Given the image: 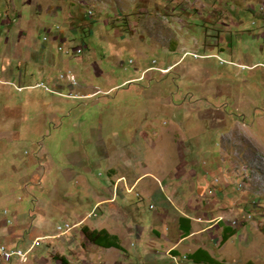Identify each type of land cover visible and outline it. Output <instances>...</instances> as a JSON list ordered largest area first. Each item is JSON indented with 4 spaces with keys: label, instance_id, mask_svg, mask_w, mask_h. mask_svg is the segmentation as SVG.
Returning <instances> with one entry per match:
<instances>
[{
    "label": "rangeland",
    "instance_id": "374dc122",
    "mask_svg": "<svg viewBox=\"0 0 264 264\" xmlns=\"http://www.w3.org/2000/svg\"><path fill=\"white\" fill-rule=\"evenodd\" d=\"M16 3L0 14V245L30 251L18 264H197L142 254L180 209L192 234L249 213L213 255L264 264V0ZM98 200L115 231L120 215L142 228L127 250L84 233L112 228Z\"/></svg>",
    "mask_w": 264,
    "mask_h": 264
},
{
    "label": "crops",
    "instance_id": "0c3cea01",
    "mask_svg": "<svg viewBox=\"0 0 264 264\" xmlns=\"http://www.w3.org/2000/svg\"><path fill=\"white\" fill-rule=\"evenodd\" d=\"M15 1H20L22 6H23V4L31 3L32 5H35L36 7L40 6L42 8V3H40V2H42L43 0H0V14L4 15L6 12V10L2 8L3 5H6L8 8H11V7L15 8L18 4V3L15 4ZM51 6L54 7V5H52V3H51ZM46 11H48V10H46ZM19 15H20V12H19ZM114 186H115V183H114ZM112 201L113 200L103 202L102 200H98L95 203V205L93 206V209L90 212L91 215L93 214L94 216H96V214H97V216L102 217L101 222H99L98 224L101 223V224L112 227L113 224L115 223V221H114V215L115 214L114 213L117 214V210H116V212L113 211L114 205H111ZM101 202H103V203H101ZM104 203H109V206L101 207L102 204H104ZM98 210H100L99 213H98ZM197 212H199V211H197ZM165 213L168 215H166ZM193 213L194 214L196 213L195 210H193ZM208 213L209 212H206V214H208ZM160 217H164V219L167 220L170 217V213L169 212L158 213L156 215V219H159ZM175 217H176V221H177L176 224L170 226L169 228L167 226L165 231L163 230L164 228H162V229L159 227L153 228L154 236H151L152 237L151 240H148L149 245L146 249L143 250V253H142V254H144V256L155 257L156 253L160 252L163 255H165L167 257H173L174 259L179 258L181 256L185 258L189 254L194 253L196 250L202 249V251H200L198 253L200 256L199 259L201 261H206V260L209 261L213 258L217 259V257L215 255H213L214 251L212 249L214 248V249H217L218 251L224 253V251L227 250V242L234 235V234H232V232H230V230L235 231V229L231 228L230 225L224 226L225 224H223V222L217 221L219 218L218 216H216V217L204 216L203 218L206 221H208V223H212V224H208L205 226H199L200 227L199 231L197 233H194V234H192L193 225H194L196 220L200 219V217L197 218V216L190 215V214L182 211L181 209L179 211V214ZM129 221H131L129 217L125 216V218H124L123 216L120 215L117 218V223L119 225H121L122 227L118 226L116 231H115V227H112V228L102 227L100 229H96L97 227H93L94 229H92V230H101V229L107 230L109 233L107 235V242L119 244L120 249L127 250V249H124V247L121 243L122 237L120 234L124 235V237H127V239H123L122 242L128 240V241L132 242V245H134L132 237H134L136 235V231H138V228H140V230H142V228L140 227L139 224H134L132 222H131V224H129L128 223ZM221 227L223 228L222 235H220V233H219ZM188 228H190V231L188 230ZM122 229H124V231H122ZM140 230H139V232H140ZM197 234H201L202 239L204 238L203 236H205V238L206 237L207 238L204 241V244L202 246H199V247H197V249L195 251L188 253V251L184 250L188 244L185 246H182V245L187 240L189 241L190 237L197 235ZM139 235H141V234L139 233ZM217 237H220L221 241H219L217 239ZM155 238H157V239H155ZM158 240H163V242L160 243ZM167 244H169V245H167ZM99 247L102 249L103 248L109 249V248H112L114 246H111V247L99 246ZM157 247H159L160 250H158ZM114 248H116V247H114ZM182 249L184 250V252ZM141 252H142V250H141ZM220 261H224V260L220 259ZM197 264H206V263L202 262V263H197Z\"/></svg>",
    "mask_w": 264,
    "mask_h": 264
},
{
    "label": "built area",
    "instance_id": "2783aa9c",
    "mask_svg": "<svg viewBox=\"0 0 264 264\" xmlns=\"http://www.w3.org/2000/svg\"><path fill=\"white\" fill-rule=\"evenodd\" d=\"M91 12V11H90ZM79 49L77 52H80ZM6 212V211H5ZM251 217L250 214H247L242 220L246 221ZM220 219H223V217H220ZM235 220H241L240 218H234ZM70 225L66 223L65 225H59L57 227L59 233H67ZM40 239H35L33 241L32 247H36L41 245ZM30 251L28 249H23L21 247H15V248H7L4 245H0V261H2L4 264H18V259H23L27 257V254Z\"/></svg>",
    "mask_w": 264,
    "mask_h": 264
},
{
    "label": "trees",
    "instance_id": "16d2710c",
    "mask_svg": "<svg viewBox=\"0 0 264 264\" xmlns=\"http://www.w3.org/2000/svg\"><path fill=\"white\" fill-rule=\"evenodd\" d=\"M83 230L84 233L87 235V237L95 244L99 245V246H104V247H120L119 244H114V243H110L107 242V235L109 234L107 230L105 229H101V230H91L89 229L88 226H83ZM188 230L190 231V228H188ZM232 234H234L235 231H231ZM190 233V232H189ZM188 233V234H189ZM202 251V249H198L196 250L194 253H191L188 255V258H190V260H192L195 263H206V264H227L225 261H220L218 259H211V260H206V261H201L199 259V252Z\"/></svg>",
    "mask_w": 264,
    "mask_h": 264
},
{
    "label": "clouds",
    "instance_id": "9594fccd",
    "mask_svg": "<svg viewBox=\"0 0 264 264\" xmlns=\"http://www.w3.org/2000/svg\"><path fill=\"white\" fill-rule=\"evenodd\" d=\"M90 11H91V10H90ZM210 192H212V191H210ZM94 213H95V212H94ZM247 214H249V213H243L241 218H240V217H237V218H240V219L242 220ZM90 215H91V213H90ZM92 215H93V214H92ZM224 220H225V219H221V220L218 219L217 221L224 222ZM249 220H250V218H249L248 220H246V221H249ZM246 221H243V220H242L241 223L246 222ZM229 225L232 226L230 223H229ZM233 227H234V226H233Z\"/></svg>",
    "mask_w": 264,
    "mask_h": 264
},
{
    "label": "bare ground",
    "instance_id": "6f19581e",
    "mask_svg": "<svg viewBox=\"0 0 264 264\" xmlns=\"http://www.w3.org/2000/svg\"><path fill=\"white\" fill-rule=\"evenodd\" d=\"M234 220H235V219H234ZM236 221H237V224H234V223H233V220H232L231 225H232V226H237L238 224H240V221H239V220H236Z\"/></svg>",
    "mask_w": 264,
    "mask_h": 264
}]
</instances>
